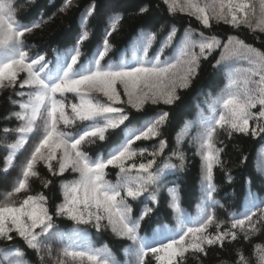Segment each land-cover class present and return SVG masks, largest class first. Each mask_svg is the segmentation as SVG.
<instances>
[{
	"label": "snow or ice",
	"instance_id": "obj_1",
	"mask_svg": "<svg viewBox=\"0 0 264 264\" xmlns=\"http://www.w3.org/2000/svg\"><path fill=\"white\" fill-rule=\"evenodd\" d=\"M162 3L170 15L187 13L205 28L216 21L237 30L246 26L264 32V0H162ZM70 6L71 0H66L58 11L65 12ZM96 8L93 0L81 12V31L74 45L56 50L50 66L45 55L33 58L25 50L26 35L45 21L22 23L16 19L13 0H0V89L15 90L17 85L20 89L15 91L18 100L9 98L19 110L5 118H15L19 126L3 129L5 135L17 136L15 142L6 145L9 155L4 161L5 175L27 139L40 135L22 166V178L0 200V241L12 245L0 247V264H29L26 252L14 243L15 239L21 240L25 249L36 252L41 262L42 249L47 248L51 255V245L45 241L56 240L64 245L60 256L72 264H121L106 244L93 246L89 226L98 233L110 230L115 237L130 241L123 249L130 257L124 264H132L131 258L135 264H152L153 259L155 264H184L190 251L206 253V246H222L229 237L235 241V229L244 232L247 240L258 231L254 217L264 221V207H259L264 205V197L249 190L247 204L242 212L229 213L231 229L224 231H220L222 222H216L209 208L223 207L215 198L218 191L215 169L225 173V182L234 180L221 158L226 145L221 142L217 146L218 129L224 130L229 139L234 134H250L254 138L264 134V51L233 35L222 41L215 35L205 36L200 32L196 39L191 28L185 29L176 42L178 30L172 25L155 56L150 57L149 53L158 34L142 31L135 45L139 52L133 51L130 59L122 55L114 61L109 58L113 50L109 38L123 18L122 13H114L108 17L102 43L85 58L83 45L91 37L87 25ZM148 11L145 4L138 14ZM54 17L55 13L49 20ZM173 43H176L173 54L165 57L164 51ZM217 49L221 50L220 57L213 68L227 71V83L221 94L208 104L209 115L199 117L201 130L193 137L201 162L200 214L195 219L186 216L178 186H173L167 193L175 226L154 224L151 220L154 207L149 203L158 206L167 170L183 168L185 155L174 149L170 157H177L179 165L168 161L158 163V157L167 147L166 139L160 137L170 113L161 110L153 116L148 108L161 104L173 106L180 99L179 91L189 89L198 76L201 60L208 59ZM237 60H246L249 67L234 68ZM21 74L23 79H18ZM68 94H73L78 102L66 104ZM257 107L259 111L255 112ZM250 121H255V125L251 126ZM193 123L185 122V125L190 128ZM154 138L159 143L153 145L152 151L147 147L137 149V142ZM246 159L240 161L241 166ZM41 162L53 177L69 173L75 177L60 180L62 199L55 204L54 211L50 210L49 198L43 192L28 194L29 178L38 176L36 166ZM109 169L117 170L115 181L108 179ZM41 183L44 188L52 185L51 180ZM245 183L250 186L251 178ZM22 193L23 198L17 199ZM137 203L142 205L138 215L133 207ZM238 215L243 218H237ZM57 219L71 221L73 227L62 229ZM213 224L217 229L214 235L208 231ZM255 250L258 264H264V247L257 244ZM54 264H65V260L55 259ZM237 264H247L246 258L238 255Z\"/></svg>",
	"mask_w": 264,
	"mask_h": 264
},
{
	"label": "trees",
	"instance_id": "obj_2",
	"mask_svg": "<svg viewBox=\"0 0 264 264\" xmlns=\"http://www.w3.org/2000/svg\"><path fill=\"white\" fill-rule=\"evenodd\" d=\"M66 0H35L34 3L30 0H13L16 10V19L25 24L32 22L45 21L40 28L35 29L32 33L26 35L27 48L32 55L43 54L51 62L55 60L57 55L56 50L63 51L74 45L76 37L80 34L79 18L81 12L93 2V0H71V6L65 11L60 12L58 9ZM97 5L96 12L90 19L87 25V30L91 33L90 39L83 45L85 58L92 55L98 45L102 43L105 35V29L108 27V17L114 13H122L123 18L119 22L118 29L110 36V42L113 45V50L110 59L118 60L122 55L131 58L133 51L139 52L135 47L140 32H155L158 34L157 41L154 43L149 56H155L160 47V42L167 36L172 25H175L178 34L175 41L178 42L180 37L185 32V29L191 28L196 34L194 38L199 39V33L203 32L205 36H217L222 41L226 40L229 35H233L243 40L246 44L264 51V32L255 29H248L246 26H241L238 30L223 22H211L210 28H205L195 17L177 12L175 15H170L166 5L162 0H95ZM110 4V5H108ZM147 4L149 6L148 13L144 15L138 14V9ZM114 5V7H112ZM55 13L54 19L49 20V17ZM162 29V30H161ZM176 43L167 48L163 55L171 56ZM198 51V49H196ZM220 49L215 50L208 59L201 60V67L198 76L193 81L191 87L187 90L179 91L180 99L173 106H149L148 112L150 115H155L158 111H167L170 113L168 122L162 128V136L166 139L167 147L161 157H158V163L163 164L165 161L173 165H179L180 160L171 156L173 150L183 152L185 162L183 168L169 169L165 175V185L162 187L158 206L154 207V214L151 220L154 224H167L175 226V218L173 212L168 207L170 199L167 189L173 186H178L180 204L184 213L189 219L198 218L200 209L198 205L201 199L200 190V158L196 155V145L193 142V137L197 136L201 128L199 126V117L201 115L208 116V104L213 98L221 94L225 84L227 83V71H217L213 68L214 62L220 57ZM234 68H247L249 64L246 60H237L233 64ZM258 79V77L256 78ZM19 85L16 89L7 88L0 91V141L4 134L3 129H12L15 127L14 119H5L11 113L12 99H16L15 91H19ZM259 111V107L254 109ZM218 115V113H217ZM185 122H194L192 126L186 127ZM250 125L254 126L255 121H250ZM179 137V142L178 138ZM217 146H221V142L226 145V150L222 155V160L225 162L226 168L231 170V175L234 180L231 183L225 182V173L216 168L214 172V182L218 188L215 198L220 201L223 207L217 206L209 208V211L214 213L217 223H221L220 231L231 229L232 218L229 213L242 212L247 204L248 192L258 194L264 197V134L260 137H252L250 134L244 136L242 134H234L231 139L227 137L224 130L218 129L216 135ZM158 139L151 141H140L136 143L137 149L147 147L149 151L153 150V145H158ZM247 157L245 163L241 166L240 161ZM151 158V157H148ZM170 158V159H169ZM140 162L139 159L136 161ZM0 152V176H3ZM38 176L29 179L28 194H36L43 192L49 198V208L54 211V206L62 197L60 194L59 183L61 179L71 180L75 177L69 173L64 177H53L42 164L36 166ZM115 169H109L108 179L115 181ZM251 178V185H246L247 178ZM0 179H2L0 177ZM42 180H51L52 185L44 188ZM10 191L7 187L0 185V200ZM234 192V195L231 193ZM23 193L19 194L17 199L23 198ZM145 203H148L145 201ZM141 204H134V210L138 215ZM264 207V205H259ZM252 211H256L255 208ZM237 218H243L237 216ZM257 221L258 231L251 233L247 240L244 239V232L235 229L237 239L231 240L229 237L223 245L206 246V253L195 254L191 251L186 254L184 264H237L238 255H243L247 264H258L256 257L255 246L257 244L264 247V221L260 217H254ZM57 224L62 229H71L73 223L66 219H57ZM83 227V226H81ZM247 230V225H245ZM210 234H215L217 229L215 224L208 229ZM89 240L93 246L101 247L107 245L115 255V257L124 264L130 257L123 252L125 246L130 244V241L123 238L115 237L110 230L97 232L91 226L88 227ZM141 235L144 232L141 231ZM14 243L19 245L26 252V260L29 264H51L52 259L62 258L65 264H72L67 258L60 256V251L64 247L59 241L49 240L45 244L51 245V255L47 248L42 249L40 255L43 256V261L38 259L37 253L27 250L21 240L15 239ZM0 247H12L7 242L0 241ZM239 250V252H238ZM132 264H135V259L131 258ZM152 264H155L154 259Z\"/></svg>",
	"mask_w": 264,
	"mask_h": 264
},
{
	"label": "rangeland",
	"instance_id": "obj_3",
	"mask_svg": "<svg viewBox=\"0 0 264 264\" xmlns=\"http://www.w3.org/2000/svg\"><path fill=\"white\" fill-rule=\"evenodd\" d=\"M110 5V4H108ZM183 14H187V13H183ZM211 22H216V21H211ZM210 22V23H211ZM224 23V22H223ZM255 30H259V29H255ZM26 51L29 52V50L27 49V47L25 48ZM30 54V53H29ZM33 58H35L36 55H31ZM23 75L21 74L18 79H23ZM1 91V89H0ZM25 91H27V89H25ZM16 99L18 100L19 97H16ZM78 102V100L74 97L73 94H68L67 97L65 98V103L70 105L71 103H76ZM18 106H11V112H15L18 111ZM68 111L70 113V107L68 108ZM15 121V127L12 129H15L16 127L19 126V122L13 118ZM79 123V122H78ZM40 138L39 134H35V135H31L26 142L25 147L19 151V153L17 155L14 156V163L13 166L7 171V174H4V167H5V158L9 155V150L6 148V145L15 142V140L17 139V136L15 134H9V135H5V133L2 136V139L0 141V152H1V161H2V173L3 176H0L2 179H0V185L4 186L5 188L7 187L10 191L12 189V187L14 186L15 181L18 178H22V166L24 163H26L27 158L30 156V153L32 151V149L34 148L35 143L38 142V139ZM42 164L44 167H46L42 162L40 163ZM32 178V177H30ZM29 178V179H30ZM58 259H62V258H58ZM54 260L52 259L50 261L51 264H54Z\"/></svg>",
	"mask_w": 264,
	"mask_h": 264
}]
</instances>
